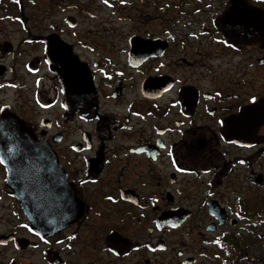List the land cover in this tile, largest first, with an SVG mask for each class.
<instances>
[{
    "label": "flooded vegetation",
    "instance_id": "af4514ba",
    "mask_svg": "<svg viewBox=\"0 0 264 264\" xmlns=\"http://www.w3.org/2000/svg\"><path fill=\"white\" fill-rule=\"evenodd\" d=\"M22 134L0 264H264V0H0Z\"/></svg>",
    "mask_w": 264,
    "mask_h": 264
},
{
    "label": "water",
    "instance_id": "95a60500",
    "mask_svg": "<svg viewBox=\"0 0 264 264\" xmlns=\"http://www.w3.org/2000/svg\"><path fill=\"white\" fill-rule=\"evenodd\" d=\"M8 146H13L15 148H44L43 143L28 134L22 135H5L0 136V148H9ZM17 193H22V190L15 189Z\"/></svg>",
    "mask_w": 264,
    "mask_h": 264
},
{
    "label": "snow or ice",
    "instance_id": "6c2138e0",
    "mask_svg": "<svg viewBox=\"0 0 264 264\" xmlns=\"http://www.w3.org/2000/svg\"><path fill=\"white\" fill-rule=\"evenodd\" d=\"M0 163H4V161L3 160H0Z\"/></svg>",
    "mask_w": 264,
    "mask_h": 264
}]
</instances>
